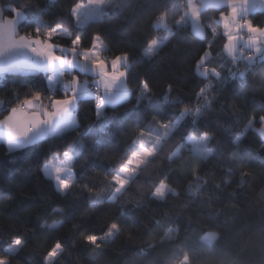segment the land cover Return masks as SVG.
Returning <instances> with one entry per match:
<instances>
[{
    "label": "snow or ice",
    "instance_id": "6c2138e0",
    "mask_svg": "<svg viewBox=\"0 0 264 264\" xmlns=\"http://www.w3.org/2000/svg\"><path fill=\"white\" fill-rule=\"evenodd\" d=\"M56 2L50 0L52 4ZM210 9L219 10V18L213 23L222 25V32L212 23H202V14ZM5 11L11 15L5 16ZM126 12L125 20L130 26L140 19L147 22L140 55L148 60L160 58L171 38L186 28L199 37L202 45L194 54H187L193 59L190 71L184 73L183 79L177 76L167 82L159 100L146 77L130 86L134 51L113 53L100 32L90 37L84 35L87 28L106 16ZM65 14L70 27H65L63 20L45 19V9L38 2H0V82L9 76L21 81L13 82L10 88L4 86L0 95V143L6 146V154L15 156L22 149L60 139L68 132L78 133L64 150H50L35 164L33 157L21 161L13 179L0 184V188L19 189L23 178L38 170L59 197L69 200L86 194L87 208L83 212L82 205L74 199L66 207L56 204L49 215L59 218L52 222L44 219L38 227L44 233H54L74 221L69 228L72 247L81 243L93 259L103 257L107 247L121 235L135 240L130 214L143 210L148 201L167 203L169 196H180L169 181L186 179L191 200H199L214 218L224 215L223 208L215 207L219 197L213 189L223 191L233 181L215 182L214 169L202 171V167L219 154L226 175L231 178L238 173L243 190L246 178L253 175L248 170V148L242 146L250 131L260 137L258 151H264V100L254 95L259 92L264 96V74L257 79V68L264 65V21L253 19L256 14L264 15V0H145L143 4L137 0H70ZM134 30L145 32L144 26ZM206 30L211 39H207ZM161 31L166 35H153ZM218 36L225 38L219 48ZM191 77L197 78L198 90L186 97L181 95L180 85ZM229 82L235 83L231 102L224 98L216 110L224 113L228 122L221 123L218 118L213 130L204 118L222 99ZM249 92L253 93L252 108L245 109L242 102ZM90 99L95 100L94 119L81 125L80 105ZM133 100L131 109L117 111ZM145 105L147 110L140 111ZM109 108L112 115L107 114ZM233 133L227 152H219L224 144L223 135ZM172 140L175 143L165 154ZM129 193L139 198H129ZM229 195L235 198L236 193ZM13 199L11 191L5 192L0 195V204ZM257 199L264 203V190L257 194ZM228 207L234 213L224 223L234 224L236 217L244 214V208L235 203ZM186 208L183 205L180 211ZM109 212L111 216L106 215ZM96 213L100 214L102 224L90 222ZM261 215L264 216V210ZM178 219L179 213H164L163 220H156L153 227L146 226L142 235L148 240L124 264H140L139 258L150 257L161 248L171 249L163 264H200L205 246L213 249L224 238L219 229L203 228L197 247L190 240L189 231L181 235V228L176 225ZM190 226L200 227L198 221L195 225L190 221ZM160 228L164 229L162 235L156 233ZM259 231V264H264V227ZM242 232L243 229L239 230L234 237L240 249L251 240ZM30 233L32 237L37 235L35 228L18 225L15 220L8 225L7 236L0 234V264H20L14 258L28 247ZM35 247L43 248V241L38 240ZM65 255H71L68 245L55 239L44 251L43 264H62ZM144 264L152 261L145 260ZM216 264L242 262L237 256L222 253Z\"/></svg>",
    "mask_w": 264,
    "mask_h": 264
},
{
    "label": "trees",
    "instance_id": "16d2710c",
    "mask_svg": "<svg viewBox=\"0 0 264 264\" xmlns=\"http://www.w3.org/2000/svg\"><path fill=\"white\" fill-rule=\"evenodd\" d=\"M0 2L8 3L9 0H0ZM12 3H16L17 0H10ZM27 2L39 3L45 9L44 18L50 21L59 22L65 21V27H70L68 23V17L65 14L66 5L70 0H57L55 4L50 3V0H27ZM139 4H143L145 0H137ZM183 2V0H181ZM135 7V5H134ZM139 11V9H137ZM5 16L11 15L10 12L5 11ZM124 15H110L106 16L101 22L95 23L87 28L84 35L91 36L95 32H100L105 41L112 48L113 53L131 50L135 52L133 59V69L130 76V86H134L138 83L139 79L143 76L146 77L153 91L156 93L159 100L167 82L175 79L177 76L183 79V75L189 72L193 63V59L189 57L188 53H195V50L200 48L199 37H196L191 33L190 28H186L183 32L172 37L167 46L159 54L160 58L148 60L140 55L141 50L144 47V35L148 31L147 22L144 19L136 21L134 26H130ZM179 18V17H177ZM219 18V10L210 9L202 14V23H212L213 27H217L218 32H222V25L217 26L213 23L214 20ZM254 22L264 21V15L256 14L253 16ZM171 22V20L169 21ZM144 26L145 32L137 33L134 29L136 27ZM153 35L164 36V32H155ZM207 39H211V34L206 30ZM63 43L64 41H59ZM206 43V41H205ZM225 43V38L218 36L216 40V46L219 48ZM113 53H108L112 55ZM216 60L213 61L215 66ZM243 63L240 64V66ZM264 74V65L257 68V79L261 78ZM40 79H43L41 74ZM197 78L191 77L186 83H181L180 87L183 89L181 95L190 97L195 88ZM20 83V79L9 76L5 81L0 82V95L4 92V86L11 87V84ZM234 82H229L224 89L223 97L220 101L214 105V110L209 112L204 120L208 123V127L214 129L215 122L219 118L221 123H227L225 115L222 112L216 110L219 109L220 103L224 98H227L231 102V96ZM26 91V90H22ZM255 98L258 100H264V96H261L259 92L254 93ZM6 98V97H5ZM253 93L249 92L246 101L242 102V106L245 109L252 108ZM187 103L188 100L186 99ZM131 103L124 104L122 108L117 109L118 112H123L124 108H132ZM95 100L90 99L87 102L80 105L79 119L81 125L89 124L93 119ZM147 105L140 111H146ZM108 115H112V109L107 111ZM246 122V121H245ZM203 129V123L201 125ZM243 124L240 125V128ZM257 127L259 125L257 124ZM81 127L80 131H83ZM239 131V128L236 129ZM78 133L68 132L60 139L48 140L35 147H29L20 150L15 156L7 155L6 146L0 143V184H5L9 180L13 179V173L17 168L21 166L20 162L24 161L28 157H33V164L35 160L46 156V154L56 148L64 150L73 140L77 138ZM217 136H221V133L217 132ZM234 138L233 134H224L222 139L224 140L223 146L218 150L219 152H227L231 139ZM85 142L88 143V138H85ZM175 140L169 141L166 146L165 154H169L172 145ZM242 146L248 148V160L249 171L253 173L251 178L247 179L246 187L241 190L239 186V174L235 177L229 178L224 170V165L221 162L223 157L219 154L215 156L211 161L205 163L202 167V171L214 169L215 182H221L224 179H231L233 182L225 188L223 191L213 189V194L219 198L216 200L215 207L223 208L225 214L219 217H213V215L207 210L206 206L202 207L199 200H191L186 192L187 180L180 179L172 183L173 187L177 188L180 192L179 197L169 196L167 203H161L158 201H148L145 204L143 210L130 214V223L132 226L134 241H129L127 234L118 237L112 244H110L103 257L99 259H93L89 256V250L86 249L81 243L77 242L75 247H72V233L69 232L71 223H69L58 232L44 233L39 229V224L47 219L52 222L53 219H58V216L49 215L51 209L56 204L67 206L73 203L81 204L80 211L83 212L87 208L86 194L78 196L73 199L65 200L59 197L53 190L51 185L43 178L38 170H33L28 176L23 178V183L20 188L13 187L11 189L0 188V195L5 192L11 191L14 195V199L11 201H4L0 204V234L7 236V228L13 220L18 225H25L29 228H35L37 235L32 237L31 233L28 237V247L21 251L17 257L20 264H43V255L45 249L50 246L55 239H62L69 248L71 255H65L62 264H124L126 259H129L137 250L138 246L148 240L146 235H142L145 232V227H153L156 220H163L164 213H168L169 216L179 213V219L176 221V225L181 228V235L183 236L185 231L191 233L190 240L197 246L199 245V236L201 229L212 228L219 229L224 233V238L220 240L215 248L208 249L205 246V250L201 255L200 264H216L222 258V253H227L231 256H237L242 264H259V250L260 236L259 231L264 227V216L261 215L264 210V203H261L257 199V194L264 190V152L258 151L260 148V137L255 132L250 131L242 142ZM188 153L185 152V156ZM15 159L17 162L13 163ZM83 163V161H81ZM100 163V162H96ZM219 165V167H217ZM102 166V165H101ZM79 170V169H78ZM91 176L92 173L90 172ZM236 193L235 198L230 196L229 193ZM245 196L247 197L245 199ZM129 198L138 199L139 197L135 193H129ZM235 203L244 208V214L236 217L234 224L224 223L226 217H230L234 213V209L228 207V205ZM183 205H187L184 211H180ZM99 213H96L91 218V223H103V220L98 219ZM111 216L112 213L106 214ZM198 221L200 227L190 226ZM243 229L240 233L244 236H251V240L247 247L240 249L236 246L234 237L238 234L239 230ZM164 229H156L158 235L163 234ZM47 236V240L44 237ZM43 241V248H36L37 241ZM171 249L161 248L152 253L150 257L139 258L140 264H144L145 260H151L152 264H163L164 258L169 255ZM154 258V259H153Z\"/></svg>",
    "mask_w": 264,
    "mask_h": 264
},
{
    "label": "crops",
    "instance_id": "0c3cea01",
    "mask_svg": "<svg viewBox=\"0 0 264 264\" xmlns=\"http://www.w3.org/2000/svg\"><path fill=\"white\" fill-rule=\"evenodd\" d=\"M244 65L242 64L240 67H243ZM82 79H83V77H82ZM0 118H2V117H0ZM264 152V151H263Z\"/></svg>",
    "mask_w": 264,
    "mask_h": 264
},
{
    "label": "built area",
    "instance_id": "2783aa9c",
    "mask_svg": "<svg viewBox=\"0 0 264 264\" xmlns=\"http://www.w3.org/2000/svg\"><path fill=\"white\" fill-rule=\"evenodd\" d=\"M178 19V18H177ZM171 23V22H170Z\"/></svg>",
    "mask_w": 264,
    "mask_h": 264
}]
</instances>
